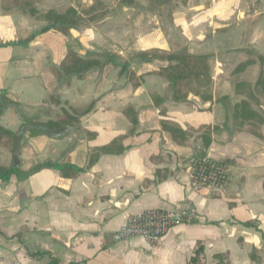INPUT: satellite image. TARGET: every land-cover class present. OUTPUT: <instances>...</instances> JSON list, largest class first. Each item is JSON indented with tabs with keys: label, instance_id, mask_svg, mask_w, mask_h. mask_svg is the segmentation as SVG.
<instances>
[{
	"label": "crops",
	"instance_id": "0c3cea01",
	"mask_svg": "<svg viewBox=\"0 0 264 264\" xmlns=\"http://www.w3.org/2000/svg\"><path fill=\"white\" fill-rule=\"evenodd\" d=\"M1 3L0 94L11 103L3 107L0 125L25 133L22 176L0 180V264H189L200 246L206 264H219L218 255H226L228 264H264V140L225 127L234 106L245 99L235 94V86L254 85L262 70L258 56L264 58V0L174 2L172 23L168 11L159 19L150 8L157 22L151 31L133 36L134 48L113 44L102 53L169 51L176 44L194 55H210L214 100L207 104L195 97L185 103L172 101L169 82L146 75L160 64L139 59L130 64L145 75L137 91L113 65L74 76L67 87L55 70L71 41L88 49L95 46L89 36L92 28L85 38L74 29L68 35L49 30L28 45L14 44L19 32L33 35L46 24L26 13L6 14ZM126 7L116 8L106 19ZM75 45L71 48L81 57L95 56ZM249 60L255 63L233 75ZM53 96H59L61 105L51 103ZM92 105L81 117V129L76 128L85 134V142L79 143L75 132L57 140L48 131L33 135L24 127L25 118L57 122L65 110L81 113ZM129 107L137 116L132 135L125 112ZM165 123L179 125L190 135L186 145L173 140ZM209 128L212 142L207 148L201 136ZM262 129L264 134V125ZM120 136H126L123 153L102 155L76 179L63 178L51 167L84 169L92 149ZM198 155L229 167L226 186L211 192L192 189L190 168ZM0 164L13 166V154L2 147ZM185 203L193 207L196 219L171 228L156 246L143 238L115 241L114 234L130 216ZM254 250L259 251L258 261L251 258Z\"/></svg>",
	"mask_w": 264,
	"mask_h": 264
},
{
	"label": "trees",
	"instance_id": "16d2710c",
	"mask_svg": "<svg viewBox=\"0 0 264 264\" xmlns=\"http://www.w3.org/2000/svg\"><path fill=\"white\" fill-rule=\"evenodd\" d=\"M43 0H2V10L6 14L26 13L37 22L46 24L48 30L68 35L72 29L88 30L93 26L103 22L111 12L116 8L122 6L134 7L137 6V0H118L115 6H108L102 0H96L91 6L80 8L79 6L71 5L65 10L59 11L56 9L41 13L38 10V4ZM179 0H148V6L155 9V15L162 19L166 11H168V20H172V10L174 2ZM187 3L189 0H182ZM40 33L37 32L29 35L25 32L17 34V41L14 44H30ZM6 45V44H5ZM10 45V44H9ZM139 59L146 62H158L160 66H154L153 69L146 73V75H155L166 79L170 84V98L176 103L188 102L191 98H199L205 104L211 103L214 100L213 79L214 67L211 62L210 55H194L189 53L186 49H180L179 45L173 44L169 51L153 49L143 52H131L122 56L119 54H103L90 58L81 57L71 47L60 67L55 70L56 76L59 80L64 79L65 86L69 87L72 77L76 76L82 78L83 75L91 70L104 69L108 65L119 67L121 75H125L133 90L137 91L144 83V74H137L130 68L132 61ZM261 62V73L257 82L252 85L249 83H238L235 86V94L245 96V99L236 104L233 112L229 118V125L225 127H232L237 131L252 134L260 140H264L262 126L264 125V115L262 108L264 106V58L258 56ZM254 60H249L237 67L233 75L243 73L250 65L254 64ZM0 113L6 104L11 103L5 93L0 94ZM51 103L59 106L61 101L59 96L51 97ZM93 105L85 111L69 112L64 111L63 117L57 122L38 123L32 122L25 118V128L31 131L33 135L46 133L50 131L52 134H61L68 128H80V120L82 116L87 115L93 109ZM131 119L132 135L137 128L136 113L129 107L125 110ZM34 127L32 131V128ZM168 130L173 140L181 145H186L190 135L185 132L179 125L174 123L163 124ZM211 128L207 129L202 134L201 138L205 147H209L212 139L210 137ZM25 133L20 131L14 133L0 125V147L9 150L14 154V146L19 134ZM37 133V134H36ZM88 134V133H87ZM95 138V134H88ZM126 136H120L113 140L110 144L100 148L92 149L89 153V159L86 168L80 169L75 166H59L53 164L51 167L60 172L61 177L67 179H76L86 169L91 168L97 163L102 155L106 154H121L125 151L123 141ZM201 157L204 155H200ZM42 163V162H41ZM38 167L35 170L38 171ZM21 177L19 168L6 167L0 164V180L3 183L9 182L11 177ZM259 251L254 250L251 258L255 261L259 260ZM219 264H228L226 262V255H218ZM189 264H206V257L204 255L203 247L200 246L192 255Z\"/></svg>",
	"mask_w": 264,
	"mask_h": 264
},
{
	"label": "built area",
	"instance_id": "2783aa9c",
	"mask_svg": "<svg viewBox=\"0 0 264 264\" xmlns=\"http://www.w3.org/2000/svg\"><path fill=\"white\" fill-rule=\"evenodd\" d=\"M230 169L225 164L198 155L191 164V187L194 191H215L228 184ZM196 219V213L188 203L173 210H147L130 216L126 224L115 234L116 242L143 238L156 246L168 231Z\"/></svg>",
	"mask_w": 264,
	"mask_h": 264
},
{
	"label": "rangeland",
	"instance_id": "374dc122",
	"mask_svg": "<svg viewBox=\"0 0 264 264\" xmlns=\"http://www.w3.org/2000/svg\"><path fill=\"white\" fill-rule=\"evenodd\" d=\"M95 1L96 0H43L38 4V8H40L41 11H46L48 8L53 7L63 9L71 5L85 8L91 6ZM102 1L105 2L108 6L111 5V7L115 6L118 2V0ZM137 1V6L122 8L112 14L108 19L92 27V29L90 30V32H92L89 33V36L91 37V41L95 44L93 48L88 49V47L84 46L83 44L81 45V43H76V41H71V46L69 47L74 46V43H76L75 47L78 50H91L92 54H94L95 56L103 55L102 53L104 52V50L112 48L113 44H116L120 49L134 48L135 46L130 44L133 36L151 31L154 28V24L157 22L153 15L149 12V9L151 7L148 6V0ZM176 2H179L183 5L186 4L182 0ZM255 2L261 4V0H255ZM166 14L167 12H165L164 15ZM38 30L35 33L39 32L41 35L49 32L46 27H40ZM74 30L76 36H81L82 38L86 37L87 30ZM118 39L123 43H121L120 41L118 42Z\"/></svg>",
	"mask_w": 264,
	"mask_h": 264
},
{
	"label": "water",
	"instance_id": "95a60500",
	"mask_svg": "<svg viewBox=\"0 0 264 264\" xmlns=\"http://www.w3.org/2000/svg\"><path fill=\"white\" fill-rule=\"evenodd\" d=\"M72 132L78 133L79 134V139L78 142H85L86 141V136L84 133L80 132L76 128H68L64 133L62 134H57L53 135L50 131L47 132L49 136H52L53 138L60 140L65 137H67L69 134ZM23 133L19 134V136L16 139L15 146H14V154H13V168H19L20 166V155H21V142L23 140Z\"/></svg>",
	"mask_w": 264,
	"mask_h": 264
}]
</instances>
